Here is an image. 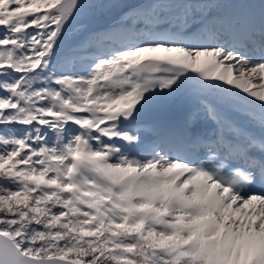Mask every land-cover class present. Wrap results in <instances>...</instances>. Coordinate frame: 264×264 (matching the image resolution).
<instances>
[{"label":"snow or ice","instance_id":"snow-or-ice-1","mask_svg":"<svg viewBox=\"0 0 264 264\" xmlns=\"http://www.w3.org/2000/svg\"><path fill=\"white\" fill-rule=\"evenodd\" d=\"M85 8L119 15L60 52ZM0 264H264V0H0Z\"/></svg>","mask_w":264,"mask_h":264},{"label":"trees","instance_id":"trees-1","mask_svg":"<svg viewBox=\"0 0 264 264\" xmlns=\"http://www.w3.org/2000/svg\"><path fill=\"white\" fill-rule=\"evenodd\" d=\"M81 1H86V0H81ZM109 2H114V0H100L98 3H109ZM119 2L135 3V4L179 5V4H189V3L195 4V3L211 2V0H119ZM219 2H228V0H219ZM88 10H90L89 13L85 15L83 14L80 15L79 17H77V19L73 21L76 23L70 25V29L66 33L65 38L61 43L60 52L62 53L67 52L68 50L76 47L77 45H80L81 42H83L85 38L88 37L90 34L103 33L105 29H107L110 25L114 24L115 20L119 15L118 11L109 12L107 10L94 9V8H88L87 11ZM172 11H175V9H172ZM89 20H93V23L91 25L87 24L82 27H77L80 21L88 22ZM67 38H69L68 41L66 40ZM121 40L122 37L119 34L114 35L111 38L105 37L103 35H93L90 42L81 51H79L77 55L85 62L87 60V57H89V55H92L97 52L101 53L103 50L104 51L112 50L113 48H115L114 42H120ZM174 110L175 108L172 107L171 110L169 111L174 112ZM169 111L163 113H156V116L153 115L154 113H150V114L148 113L143 118H147L149 116H154V117L159 116L160 118L163 115L169 114L168 113Z\"/></svg>","mask_w":264,"mask_h":264},{"label":"rangeland","instance_id":"rangeland-1","mask_svg":"<svg viewBox=\"0 0 264 264\" xmlns=\"http://www.w3.org/2000/svg\"><path fill=\"white\" fill-rule=\"evenodd\" d=\"M99 1L100 0H86V1H81V3H84V4H87V3L88 4H97ZM87 9L88 8H85L84 11L81 13V15L82 14L85 15V14L89 13L90 10L87 11ZM93 20H89L88 22L87 21H80L78 23L77 27H82V26H85L87 24L91 25L93 23ZM73 23H76V22H72V24ZM28 31H34V29H28ZM68 39L69 38H67L66 40L68 41ZM109 42H111V41H109ZM120 42H114L115 43V47H118L120 45ZM103 51L100 54L89 55V57H87V60L85 62H90L91 58L93 56L104 55L107 52H109V50H105L104 52ZM224 87H229V86L224 85ZM188 92H190V94L186 95V93H188ZM241 95H242V93H241ZM201 99H202V97L197 93V91L194 88H190L189 87V88L182 89L181 93L178 94V96L176 97V99L173 102V107H175L174 112L169 111L168 112L169 114L164 115L163 118L158 123H157V121H155L153 119L154 117H150V116L147 117V119H142V123L146 127L159 126L162 130L167 131L168 129H171V127H173V125L179 119V117L181 115V111H182L183 108L187 107L188 105L198 104ZM209 99H212V97H209ZM248 99H251V98H248ZM256 103H259V102H256ZM241 107L247 108L248 106L241 105ZM224 108L228 109V113L227 114L222 111L224 114L232 115L233 118H236V119H241L240 117L236 116L235 112H231L228 107H224ZM250 110L256 111L258 113V109H250ZM153 115L156 116V113H154ZM157 117H159V116H157ZM152 138L153 137L151 135H149L148 140L150 141Z\"/></svg>","mask_w":264,"mask_h":264},{"label":"bare ground","instance_id":"bare-ground-1","mask_svg":"<svg viewBox=\"0 0 264 264\" xmlns=\"http://www.w3.org/2000/svg\"><path fill=\"white\" fill-rule=\"evenodd\" d=\"M242 95H244L243 93H242ZM174 126V125H173ZM172 128V127H171ZM168 130H170V129H168Z\"/></svg>","mask_w":264,"mask_h":264},{"label":"water","instance_id":"water-1","mask_svg":"<svg viewBox=\"0 0 264 264\" xmlns=\"http://www.w3.org/2000/svg\"><path fill=\"white\" fill-rule=\"evenodd\" d=\"M225 112H228V110H225Z\"/></svg>","mask_w":264,"mask_h":264}]
</instances>
